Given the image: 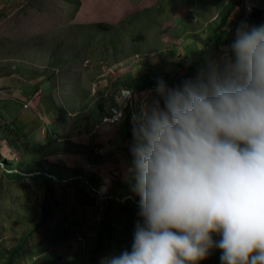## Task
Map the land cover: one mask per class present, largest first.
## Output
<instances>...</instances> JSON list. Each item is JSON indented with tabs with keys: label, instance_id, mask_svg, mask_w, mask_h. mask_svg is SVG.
Instances as JSON below:
<instances>
[{
	"label": "rangeland",
	"instance_id": "1",
	"mask_svg": "<svg viewBox=\"0 0 264 264\" xmlns=\"http://www.w3.org/2000/svg\"><path fill=\"white\" fill-rule=\"evenodd\" d=\"M73 1L25 0L14 9L0 10V84L20 81L11 76L22 77V84L13 90L0 87V264H100L102 257L122 249L115 238L110 249L93 252L95 236L104 224L103 194L108 190H115L117 201L115 208L108 207L107 224L121 214L123 222L113 226L125 247L130 245L137 200L122 180L130 143L124 141L121 125L101 124V118L118 102L121 89H137L129 86L133 80L141 84L147 76L183 78L193 59L211 46V27L218 25L229 2L78 0L77 8ZM262 2L236 0L228 21L237 26ZM242 7L245 15L235 21ZM232 28L223 26L227 32ZM19 65L24 71H16ZM34 70L42 74L34 76ZM155 86L135 91L129 105L139 109L150 90L155 95ZM99 136L104 142L96 147L94 139L99 142ZM81 140L90 142V162L102 164L95 170L91 166L102 194L96 190L90 195L87 187L78 193L81 185L65 179L62 171L44 180L36 158L41 162L48 158L24 157L30 156L29 146L42 144L83 154V148L74 150ZM28 168L36 173L25 172ZM122 206L128 210L116 209ZM64 221L69 227L63 226ZM80 233L85 238L76 239ZM41 243L43 247L38 246Z\"/></svg>",
	"mask_w": 264,
	"mask_h": 264
},
{
	"label": "clouds",
	"instance_id": "2",
	"mask_svg": "<svg viewBox=\"0 0 264 264\" xmlns=\"http://www.w3.org/2000/svg\"><path fill=\"white\" fill-rule=\"evenodd\" d=\"M151 91L122 172L138 197L131 242L100 264H199L211 249L264 264V24L240 21L194 75Z\"/></svg>",
	"mask_w": 264,
	"mask_h": 264
},
{
	"label": "trees",
	"instance_id": "3",
	"mask_svg": "<svg viewBox=\"0 0 264 264\" xmlns=\"http://www.w3.org/2000/svg\"><path fill=\"white\" fill-rule=\"evenodd\" d=\"M73 3L75 5H77L78 8V0H74ZM236 8V0H229L225 10L222 12L221 18L219 20L218 25H216L215 27H211V30L213 32L212 35V40H211V46L198 54L197 57H195L193 59V63L191 65H189L188 67V71H186V75L180 78H172V77H157V78H152L150 76L145 77L143 83L139 84L138 82H136L135 80H133V83H129V86H135V90H133V92L137 91L138 93L143 92L144 90L148 89V88H153V86L156 85L157 80L158 79H163L168 85H172V84H176L175 81L179 82L184 78L189 77L190 75H194V73L196 72V69L199 67V65L203 64L205 61V58L208 57L211 54H218L219 52L222 51V46H226L229 42H231V38L230 36L228 37V35H230V33L234 34L235 33V27L236 25L229 22V18L230 15L232 14V10L234 11V9ZM242 12H240V14H238L234 19L236 20H240L241 18L244 17L245 15V11L242 7L241 9ZM264 12V3H259L258 7L256 5H254L253 7V11L248 13L247 16L245 17L246 19H244V21L247 20V22L249 24L252 25H259V24H264V20H262V13ZM244 14V15H243ZM239 18V19H238ZM229 25L232 26L233 28L231 29V31L227 32L226 30H223V26L225 25ZM228 34V35H227ZM18 72L24 71L23 67L21 65L18 66L17 70ZM42 73L39 72L38 70H34L33 71V75L34 76H39ZM133 89V87H132ZM132 109L133 107L130 106L129 104L126 106L125 110H124V118L122 120L121 123V128L123 130V136H124V141L130 143L132 140ZM93 153H95V151H93ZM33 158V157H31ZM39 164L42 166V168H39ZM47 161L45 162H37V168H39L37 171L40 174H44L46 177L43 178L44 180L50 179V176L55 177V172L57 171H62L64 172L65 175V179H72V181H74L77 185H81V187L79 188L78 193H83L84 189L87 187L90 189V195L95 193V191L97 190V192L100 191L101 187V181L99 182V180L97 179V176L94 171H89V173L85 170V169H73L72 171H67V170H58L55 168H51V167H47ZM26 167L30 166V164H25ZM43 168H45L43 170ZM5 169H9V168H5ZM27 173L30 172H34L36 171V169H31L28 168L26 170H24ZM6 171H4L5 173ZM6 174V173H5ZM49 175V176H48ZM49 177V178H48ZM53 179V178H52ZM115 191V190H112ZM110 190H108L106 193H104L103 195L106 198V202L104 203L103 206V213H102V222L104 224H102L98 234L95 236V242H94V246H93V252L97 251V250H102V249H110L111 246L113 245V239L117 238L118 239V246L120 248L125 247L124 242L119 239L117 237V233H118V229H116L115 226H113V224H120L123 222V218L121 217V214H118L116 216V218H113L112 220L108 222V215H109V210L110 208L108 207H114L115 208V202L117 201L115 198V193L112 192ZM118 193H120L119 191H117ZM134 198V197H132ZM135 199L138 201V197L135 196ZM90 200H92V198H90ZM131 200V199H129ZM46 206V205H44ZM47 207V206H46ZM48 208V207H47ZM120 208H124L122 207H117L116 209H120ZM50 209V208H49ZM83 210H86V208H81ZM126 210L121 211V212H126L128 209L124 208ZM52 212V211H50ZM118 212V210L116 211V213ZM30 218V217H29ZM64 227L67 228L69 227L70 223L68 221H64L63 223ZM107 224V225H106ZM56 228V225H55ZM81 234V233H80ZM64 235V234H63ZM79 236V234L76 235V239ZM85 238V237H84ZM111 240L112 243H108L107 241ZM39 247H43V243L38 244ZM17 248H20V246H16ZM14 252L16 253V250H14ZM219 253L220 250L219 249H211L210 250V254L208 257H206L205 259L201 260L199 262V264H215V261H220L219 260ZM18 256H21V253L17 254ZM56 255V254H55ZM54 255V256H55ZM58 255H56V259H58ZM34 261H36V259H34ZM33 264H36L35 262ZM85 264V262L83 263Z\"/></svg>",
	"mask_w": 264,
	"mask_h": 264
},
{
	"label": "crops",
	"instance_id": "4",
	"mask_svg": "<svg viewBox=\"0 0 264 264\" xmlns=\"http://www.w3.org/2000/svg\"><path fill=\"white\" fill-rule=\"evenodd\" d=\"M20 1L24 2L25 0H0V10H4L7 8L14 9L17 6L16 3L20 2ZM11 77L20 78V81L19 82L16 81L15 83H11V82L6 80L5 82L7 84L6 85L2 84L4 86H1V84H0V87H5L6 90L10 91V90H13L16 86H20V84H22V81H21L22 77L21 76H11ZM0 91H2V90L0 89ZM19 114L22 115L21 110L19 111ZM16 117H14V118H16ZM27 121H29L28 117H27ZM27 121H26V123H27ZM43 135H46V134H43ZM46 137H48V136H46ZM99 137H101V140H99V142L96 139H94V143L96 144V145L94 144V146H96V147L98 145H100L102 142H104V137L103 136H99ZM97 138H98V136H97ZM49 146H51L50 150H47L46 152H43V153L40 152L42 147L46 148ZM49 146L45 145V144L37 145L36 147H31V148L29 146V149L31 151L30 156H24V157L31 158L32 156H35V158L36 157L48 158V160H45V161H47V164H48L47 167H51V168H55V169L63 170V171L64 170L72 171L73 169H85L89 173V171H93V170H91L92 165L94 166V170H95L99 166V164H101V162H98V163H95V162L93 163L92 161L90 162V142L89 141L81 140V141H78L77 144H74V150L76 148H83L84 150H86V153H83V154H81V153H72V154L69 153L68 154L66 151L61 150L60 146L56 145V144H51ZM98 153H100V154H98ZM98 153H96V155L99 156L98 160H101L100 158L103 157L101 150H99ZM116 155L119 156L121 161H124L125 158H124L123 154L119 153ZM53 157L56 158L55 161L52 160ZM61 159H63V160H61ZM120 160L118 162H116L118 165H120ZM36 161L41 162V160L39 161L37 158H36ZM109 163L115 164L114 162H111V161ZM121 164H122V162H121ZM95 166H96V168H95ZM101 166H102V164L100 165V167ZM30 173H36V172L34 171V172H30Z\"/></svg>",
	"mask_w": 264,
	"mask_h": 264
},
{
	"label": "built area",
	"instance_id": "5",
	"mask_svg": "<svg viewBox=\"0 0 264 264\" xmlns=\"http://www.w3.org/2000/svg\"><path fill=\"white\" fill-rule=\"evenodd\" d=\"M134 99V94L130 89H121L119 100L117 104L110 106L109 111L102 117L101 124L106 125H118L123 120L124 109L129 104L128 102ZM139 109H133L132 117L137 113ZM132 120V119H131ZM133 123V122H132ZM78 237L84 238L83 234ZM77 237V238H78Z\"/></svg>",
	"mask_w": 264,
	"mask_h": 264
}]
</instances>
